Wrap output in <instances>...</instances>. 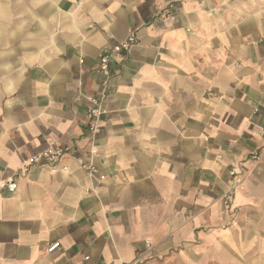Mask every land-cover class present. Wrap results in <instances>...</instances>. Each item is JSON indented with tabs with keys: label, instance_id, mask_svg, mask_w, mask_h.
Returning <instances> with one entry per match:
<instances>
[{
	"label": "crops",
	"instance_id": "crops-1",
	"mask_svg": "<svg viewBox=\"0 0 264 264\" xmlns=\"http://www.w3.org/2000/svg\"><path fill=\"white\" fill-rule=\"evenodd\" d=\"M263 132L264 0H0V264H264Z\"/></svg>",
	"mask_w": 264,
	"mask_h": 264
},
{
	"label": "built area",
	"instance_id": "built-area-1",
	"mask_svg": "<svg viewBox=\"0 0 264 264\" xmlns=\"http://www.w3.org/2000/svg\"><path fill=\"white\" fill-rule=\"evenodd\" d=\"M136 42L137 39L135 34H131L124 41L119 42L111 49L105 51L100 58V73L102 75L101 91L99 96L87 98L89 103L88 115L93 121V125L91 126L92 131H95L98 128L101 118L106 114L107 101L114 80L113 63L115 58L118 55H123L130 52L131 48L136 44ZM68 154L69 151L67 149L59 146L56 141L49 140L47 147L43 151L30 157L29 163L31 165H50L52 167V172L55 173L59 170L58 164L62 162ZM260 157L261 155L257 154L254 156V160L258 161ZM79 161L82 167L88 170L89 174H94L95 168L92 162H87L84 159H79ZM63 170L66 171L67 168L64 167ZM232 175L237 176L236 173H232ZM240 182L241 180L237 179L236 183L230 188L228 193L225 195L227 200L230 201L232 199L233 193ZM1 188H6L9 192H14L17 188V184L14 181H11L1 186ZM59 246V243L52 245L49 249V252L55 251L59 248Z\"/></svg>",
	"mask_w": 264,
	"mask_h": 264
}]
</instances>
